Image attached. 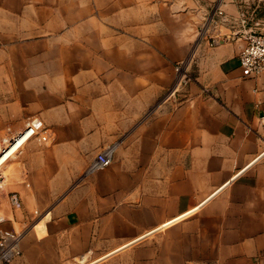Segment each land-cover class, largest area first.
I'll return each mask as SVG.
<instances>
[{
    "label": "crops",
    "instance_id": "crops-1",
    "mask_svg": "<svg viewBox=\"0 0 264 264\" xmlns=\"http://www.w3.org/2000/svg\"><path fill=\"white\" fill-rule=\"evenodd\" d=\"M243 14L264 34V0H0V146L51 133L0 155L11 264H264V73L240 64Z\"/></svg>",
    "mask_w": 264,
    "mask_h": 264
},
{
    "label": "built area",
    "instance_id": "built-area-1",
    "mask_svg": "<svg viewBox=\"0 0 264 264\" xmlns=\"http://www.w3.org/2000/svg\"><path fill=\"white\" fill-rule=\"evenodd\" d=\"M248 22V17L246 16V14H243L241 17V23L243 24L244 30L241 34L246 40V45L243 47L240 54V64L243 68L247 69L253 74H263L264 34H262L261 32H257L250 27H247ZM183 68L184 64H180L176 67V71L178 72V74H181L183 72ZM190 80V76L185 73L181 77V82L183 85L187 84ZM26 134L29 136L27 140L37 138L44 143H49V141L51 140V133H49V131L42 129L36 124L29 123L28 127L23 133H21L18 137L14 138L13 140L7 141V143L5 144H9L11 146L20 137ZM9 147H5L3 149L1 148L0 155ZM116 148V144L109 145L103 148L102 151L91 162L86 173L90 174L95 171H99L109 167L112 164ZM7 161L4 164L0 165V190L3 189L6 182L4 168L7 164ZM11 199L15 205L20 207V199L16 193L11 195ZM3 221L4 219L0 218V225ZM22 236V233H19L15 230H0V264H11L21 255Z\"/></svg>",
    "mask_w": 264,
    "mask_h": 264
},
{
    "label": "rangeland",
    "instance_id": "rangeland-1",
    "mask_svg": "<svg viewBox=\"0 0 264 264\" xmlns=\"http://www.w3.org/2000/svg\"><path fill=\"white\" fill-rule=\"evenodd\" d=\"M9 146H10L9 144H5V145L0 146V149H1V148L3 149V148H5V147L7 148V147H9Z\"/></svg>",
    "mask_w": 264,
    "mask_h": 264
}]
</instances>
